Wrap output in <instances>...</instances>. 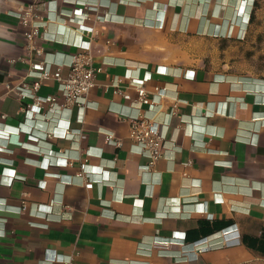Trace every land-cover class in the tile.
Instances as JSON below:
<instances>
[{"label":"crops","instance_id":"crops-1","mask_svg":"<svg viewBox=\"0 0 264 264\" xmlns=\"http://www.w3.org/2000/svg\"><path fill=\"white\" fill-rule=\"evenodd\" d=\"M80 1L0 0V264L264 258V79L230 64L255 0ZM32 4L43 54L29 47L30 26L18 15ZM84 40L102 66L89 106L52 111L45 103L30 118L24 108L34 99L14 87L33 83V64L45 59L52 76L38 94L64 103L53 74L61 66L68 75ZM128 71L151 75L149 94L163 89L158 106L138 100ZM116 77L130 98L111 86ZM138 111L166 134L150 168L129 137ZM68 126L84 135L62 137ZM235 229L238 243L205 245Z\"/></svg>","mask_w":264,"mask_h":264},{"label":"built area","instance_id":"built-area-1","mask_svg":"<svg viewBox=\"0 0 264 264\" xmlns=\"http://www.w3.org/2000/svg\"><path fill=\"white\" fill-rule=\"evenodd\" d=\"M56 2L58 0H42ZM75 2H81L80 0H72ZM87 7H95V3H83ZM34 5H30L29 8L18 15L21 17L23 24L30 26V29L26 32L29 41V47L34 48L39 54H43V49L35 44V37L40 34L41 24L30 23V16L34 12ZM75 14H82L83 9L77 8L74 10ZM250 21V19H249ZM231 34V33H230ZM246 33H243L241 37H244ZM81 50L75 52L72 55V59L69 63L70 71L67 76L62 75V68L58 66L57 70L54 72L53 76L58 81V87L62 93L64 103H60L57 95L41 96L38 94L41 82L43 79L51 77L52 72L48 62L44 59L39 63L33 64V68L29 73L30 76L36 78L33 83H28L26 81L21 82L16 85L14 89L23 98L34 99L33 103L27 104L24 108L26 114L33 118L38 113H41L42 106L45 103L50 104V110L61 111L64 108H68L72 111L73 106H77L79 109H86L89 104V93L91 87L96 83L97 74L102 70V66H97L93 63V57L91 54V42L89 40H84L80 44ZM125 77L131 79V84L138 91V100L141 103H149L152 107H156L160 104L162 96V88L157 87L155 95H150L145 87L146 81L151 77L150 74L143 77H133L128 71ZM120 77H116L111 86L116 89L117 92L123 94L125 97L130 98L131 96L125 92L120 86ZM175 113V109L171 114ZM76 131L80 135H84L83 129L73 130L69 126L65 130L62 137H71ZM47 135H52L51 132H47ZM129 137L132 139L133 144L136 145L140 153L146 154L150 161L145 166V168H150L155 161H157L165 153V142L166 134L161 129V127L154 121L153 117L147 116L143 111H138L131 118V125L129 130ZM106 138L108 141L121 145L122 140L117 138L113 132L106 133ZM67 160L64 164H67ZM80 175H85L86 171L83 170L79 172ZM87 175V174H86ZM22 209V208H21ZM240 241L239 230L235 229L233 231L221 234L220 236L210 239L206 242V246H225L228 244H235ZM205 245H195L194 249L197 252L203 250ZM56 260H59L58 257ZM62 261V260H60ZM64 261V260H63ZM71 264V261H67Z\"/></svg>","mask_w":264,"mask_h":264},{"label":"rangeland","instance_id":"rangeland-1","mask_svg":"<svg viewBox=\"0 0 264 264\" xmlns=\"http://www.w3.org/2000/svg\"><path fill=\"white\" fill-rule=\"evenodd\" d=\"M253 12L245 36L230 44V64L245 75L264 79V0H257ZM246 264H264V258Z\"/></svg>","mask_w":264,"mask_h":264},{"label":"trees","instance_id":"trees-1","mask_svg":"<svg viewBox=\"0 0 264 264\" xmlns=\"http://www.w3.org/2000/svg\"><path fill=\"white\" fill-rule=\"evenodd\" d=\"M256 4H257V0H255V4H254V7L256 6ZM254 10V9H253ZM253 11H252V13H251V17H250V22H251V19H252V16H253Z\"/></svg>","mask_w":264,"mask_h":264}]
</instances>
